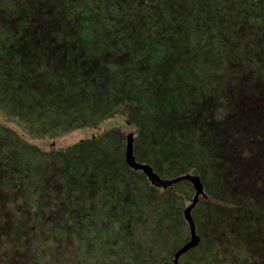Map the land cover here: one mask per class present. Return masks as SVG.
<instances>
[{
	"label": "rangeland",
	"instance_id": "374dc122",
	"mask_svg": "<svg viewBox=\"0 0 264 264\" xmlns=\"http://www.w3.org/2000/svg\"><path fill=\"white\" fill-rule=\"evenodd\" d=\"M18 1L0 0V264H264V0ZM125 122L175 181L129 165ZM220 129L254 146V185ZM129 168L165 190L151 207Z\"/></svg>",
	"mask_w": 264,
	"mask_h": 264
},
{
	"label": "trees",
	"instance_id": "16d2710c",
	"mask_svg": "<svg viewBox=\"0 0 264 264\" xmlns=\"http://www.w3.org/2000/svg\"><path fill=\"white\" fill-rule=\"evenodd\" d=\"M13 4L14 5L15 4L18 5V4H20V2L17 0V2H14ZM15 8L17 9L18 6H15ZM0 11H2V10H0ZM31 13H34V12H31ZM31 13H29V14H31ZM228 83L225 82V85H227ZM221 108H223V111L221 110ZM215 112L218 113L219 116H220V117H218V121L225 123L226 120H227L226 119V115L228 114V110L225 107H223L222 105H216L215 107H212V109L210 110V113H208L209 119H211L212 115H214ZM219 133L223 134V136L222 135L220 136V140L221 141L223 140V142L226 143L228 145V147H231V145H232V152H233V157L235 159V162L240 166L239 169L241 170V172L246 174L247 176H249L252 179L251 180L252 182L251 181H249V182L252 185H254L255 182H256V179H258L260 177H263V180H264V168L262 169V171L259 172L260 173V177H259V175L254 174V171H255L254 169L251 172L249 171L250 169L249 170L247 169L248 168L247 164L249 165L250 160H245L244 158H243L244 159L243 160L242 158L240 159L238 157L239 149H241V148L245 149L246 154H243V157H244L248 153H252L253 152L251 150V148H254V146L251 143H249L247 140H245L243 144H240L238 142V140L241 137V133L235 134L233 136V139L230 138V136H231L230 131L227 132L226 129H223V130L220 129ZM263 167H264V165H263ZM135 175L137 177H135ZM123 177L126 179V181L124 182L126 184V187L131 190V193H136L135 198H136V200H137V198L139 199L140 204H142L144 201H146L147 194H154L156 196H161L165 192V190H162L161 192H159V189L150 186L145 181L144 177L141 176V178H140L136 174V172L131 171L130 168H129V170L127 172H124ZM104 179H105V177L102 175V177L99 179V181L103 182ZM138 190H141L142 192H139ZM242 195L246 196L244 194H236L235 196L240 198ZM144 205L150 206V202H144ZM246 205L249 206V205H252V203L246 204V202L240 201L239 204L235 205V206H240L242 208H245ZM126 209H127V213H128V207L127 206H126ZM2 237L3 236L0 235V238H2ZM259 258H260L259 261L263 260L261 262L264 263V251L261 252Z\"/></svg>",
	"mask_w": 264,
	"mask_h": 264
},
{
	"label": "water",
	"instance_id": "95a60500",
	"mask_svg": "<svg viewBox=\"0 0 264 264\" xmlns=\"http://www.w3.org/2000/svg\"><path fill=\"white\" fill-rule=\"evenodd\" d=\"M124 127L125 129V134H126V161L129 163V165L135 169H141L144 170L145 173L147 174L148 178L151 180V182L155 185H165L168 186L171 182L175 181L174 180H162L158 177V175H156L153 171H151L148 168H144V166L140 165L138 162H136L134 160V157L132 156V144H133V132L131 131V128L129 126L128 122L124 123ZM189 223L190 226L192 228L193 234H194V225L191 221V219H189ZM187 247L185 246V248L183 249L186 250Z\"/></svg>",
	"mask_w": 264,
	"mask_h": 264
}]
</instances>
